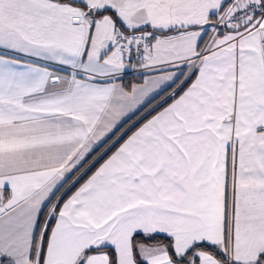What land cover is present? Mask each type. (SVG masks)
Returning <instances> with one entry per match:
<instances>
[{"label":"snow or ice","instance_id":"1","mask_svg":"<svg viewBox=\"0 0 264 264\" xmlns=\"http://www.w3.org/2000/svg\"><path fill=\"white\" fill-rule=\"evenodd\" d=\"M0 264H264V0H0Z\"/></svg>","mask_w":264,"mask_h":264}]
</instances>
